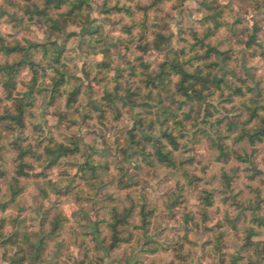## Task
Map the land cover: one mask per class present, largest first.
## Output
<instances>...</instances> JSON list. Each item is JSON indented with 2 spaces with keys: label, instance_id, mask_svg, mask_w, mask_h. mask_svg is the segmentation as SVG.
I'll list each match as a JSON object with an SVG mask.
<instances>
[{
  "label": "rangeland",
  "instance_id": "374dc122",
  "mask_svg": "<svg viewBox=\"0 0 264 264\" xmlns=\"http://www.w3.org/2000/svg\"><path fill=\"white\" fill-rule=\"evenodd\" d=\"M86 1L91 7L83 15L89 12V18L68 23L62 34L27 13L28 3L0 0V34L23 45L58 41L64 50L57 67L69 78L63 94L54 96L53 78L58 75L41 70L38 87L29 96L28 67L20 70L15 88H7L0 75V173H5L0 177V218H7L5 233H19L15 241L23 248L16 257L17 248L7 249L0 240V264H22L13 263L14 256L25 257L23 264H233L237 253L240 264H264L260 251L242 248L250 227L261 234L254 240L264 241V227L253 215L258 206L255 215L264 220V141L235 142L229 131L249 117V88H258L264 105V0H168L146 17L143 8L152 0ZM115 5L129 11L107 14ZM90 23L96 32L92 38L84 30ZM209 28L213 35L205 43L223 55L212 60L199 56L187 68L212 70L223 81L225 95L208 85L203 102L190 101L177 89L179 78L169 67L164 85L156 77L165 61L193 57V44ZM158 35L167 40L163 51L153 46ZM50 47L46 67L54 65L50 58L55 46ZM203 53L199 48L198 54ZM42 58L40 49L34 60ZM4 61L0 55V64ZM103 61L108 67L98 65ZM211 62L212 69L207 66ZM105 87L122 99L110 104ZM77 88L81 94L70 108L67 102ZM238 88L246 96H236ZM29 97L33 106L23 117L16 110ZM93 102L102 106V114ZM8 112L16 113V120L7 119ZM166 128L179 141L177 169L161 165L146 140L161 137ZM51 141L68 146L78 141L82 153L60 159L50 170L29 158L32 167L26 171L32 176L15 182L17 144L40 155ZM215 141L228 146V161L219 160ZM89 155L102 167L96 174L82 170ZM9 186L25 191L15 203L10 202ZM207 195L213 203L209 208ZM113 207L120 213L133 209L130 224L121 228L124 235L132 234V241L107 251V230L102 226L98 232L96 221ZM142 207L150 214L145 230L136 228L142 225ZM58 217L63 226L53 234Z\"/></svg>",
  "mask_w": 264,
  "mask_h": 264
},
{
  "label": "trees",
  "instance_id": "16d2710c",
  "mask_svg": "<svg viewBox=\"0 0 264 264\" xmlns=\"http://www.w3.org/2000/svg\"><path fill=\"white\" fill-rule=\"evenodd\" d=\"M25 3H28V10L27 13L31 14L33 17L37 16L44 20L50 28L57 32H61L62 34L66 33L65 26L68 23L72 22L78 24V20L83 21L86 18H89V12L87 15H83L84 10L87 7H91V4L86 0H21ZM168 0H152L149 4L144 6V13L145 17L149 15V12L152 8L163 4ZM125 12L129 11V9L125 6L115 5L113 8L108 9L107 14L111 12ZM133 13H131L132 15ZM216 23V22H215ZM80 24V23H79ZM216 26L218 24L216 23ZM85 34L89 35L91 38L95 35V29L92 27L91 23L88 27L84 28ZM145 33V32H144ZM142 32L141 39L145 38ZM75 34V33H74ZM67 39H69L72 35L66 34ZM213 35V29H208L205 33L204 39H198L193 44L192 49L195 55L187 60H184L180 63L179 61L173 60L171 62L165 61L160 66V73L156 77L160 83V85H164L166 80L164 78V74H166L165 69L169 67L173 72L172 75H177L179 80L176 83L177 89L180 92L185 93V97L188 98L190 101H200L203 102L206 97L203 96V91L209 90L210 87L208 85H213L215 90H219L221 95H225V85H223V81L217 79V76L213 74L212 70L208 73H205L202 67H198L194 71H190L187 66L193 64L195 58L201 56L204 59H211L213 56L221 57L223 53L217 51L214 47L210 44H206L205 40ZM164 41L165 38L162 35H158L157 39H154L153 46L156 50L163 51L164 49ZM58 41L51 42V44L47 43H36L33 41H27L26 44H22L18 41L9 42L7 39L0 34V55L5 59L4 63L0 64V75L5 77V86L7 88H15L16 83L15 80L22 68L28 67V69L32 73V78L30 83L28 84V90L30 94L29 96L36 91L40 78L39 73L41 70L47 71L48 69H52L55 72L57 77L53 78V89L51 94L54 96L62 95L63 88L68 86L69 78L68 74L66 73L65 69H59L57 67L58 62L60 61L61 54L64 50L63 46L57 43ZM199 44V45H198ZM201 44V46H200ZM50 45H54L55 49L53 57H51V61L54 62V65L45 66L44 60L49 59L50 55ZM50 48V49H49ZM151 46H147L143 48V51L148 50ZM204 50L203 55L198 54V50ZM40 49L43 51V58L40 62L34 60L35 52H38ZM195 49H197L195 51ZM10 59L12 60L10 62ZM213 62V61H212ZM209 63L207 66L212 69L215 64ZM99 66L104 65L108 67V63L103 61L102 63L98 64ZM219 66V65H216ZM97 67V65H96ZM229 88V87H228ZM118 88H116L117 90ZM12 90V89H9ZM232 90V89H230ZM251 95V100L253 101L252 105H249L247 108L249 109V117L248 119L242 123L243 125H232L229 129L230 132L235 134V142H241L244 140H249L251 144H255L257 141H264V105L260 104V99L262 98V93L258 91V88H249L248 89ZM236 96H246V92L243 91V88H238L237 90L233 91ZM81 91L80 88L74 89V91L70 94V98L67 102L68 106L72 108L74 104L77 102L78 96H80ZM104 98L105 100L109 101L112 104L113 100L116 98H120L116 93L110 91L107 87L104 89ZM231 98L230 96L228 97ZM29 102L24 108L19 107L16 112H22V116L24 117L26 111L33 106L34 99L33 97H29ZM0 99V103H1ZM18 103L15 104V108H17ZM93 106L97 111L101 114L104 112L102 106L98 105L97 103L93 102ZM16 113H7V119L12 121L16 120ZM254 125L251 126V124ZM182 126V123L180 122ZM24 127V126H23ZM13 130V128L11 129ZM14 131V130H13ZM147 141L153 144V148L155 150L154 155L156 156L158 162L170 169H177L179 167V163H177L174 153L180 149L179 141L177 137L174 135L172 131L166 128L161 137H153L148 136L146 138ZM162 140H166L167 144H165ZM51 145L45 148L44 154L35 155L32 152L31 147L23 148L21 145L17 144V151L18 155L15 159L16 166V173L14 181L18 182L21 178H30L32 175L30 172H27V168H31L32 166L27 163L29 158L35 159L38 163H42L44 169L50 170L55 165H57L60 159L68 158L72 156H77L82 153L81 146L78 141H74L70 146L57 143L55 141H51ZM215 146L219 151V160L220 161H228L230 157L229 148L228 146L223 143L222 141H215ZM171 149H169V147ZM238 160L244 161L241 156L237 155ZM101 165L96 164L93 156L89 155L84 163V168L82 169L83 172L86 170L91 171L93 174H96L99 171ZM42 174V173H40ZM5 173H0V177H4ZM39 175V174H38ZM37 175V176H38ZM40 176V175H39ZM10 195V202L15 203L17 202L18 198L24 194L23 187H16L9 186ZM204 200L206 201V208L212 207V198L211 195L205 196ZM258 206L254 207L253 215L254 221L258 222V225L264 227V220L260 219L255 215ZM133 209H125L123 213H120L117 208L113 207V209H109L108 216L103 217L101 220L96 221V228L97 231H102V226H104L107 230V235L104 237L103 247L107 251H114L116 249L121 248L124 244H129L132 241V234L124 235L122 231V227L127 226L130 224L129 220L132 217ZM141 222L142 225L136 227L138 229L145 230L148 226V217L150 216L149 213L146 212L145 207L141 208ZM203 218L208 220L207 213L204 214ZM186 223L188 222V215H185ZM192 219V217H191ZM5 224H8L7 218L2 217L0 218V240L2 241V245L9 248H17L16 249V257L20 250H23L21 246L17 244L15 241L17 237H19V233H5L4 227ZM16 221L14 222V226H16ZM63 226V219L58 217L54 224L52 225V233L56 234L58 230H61ZM246 237L243 239L244 243L242 245L243 249L250 250L251 252L255 253L260 251L264 256V241H255L254 238L260 236L261 234L255 230V227H250L245 232ZM22 240L25 243L29 242L30 239L27 235L22 237ZM216 249L215 251H218ZM146 252H150L151 254H155L158 250L152 249H145ZM12 259L13 263H22L25 261V257L20 259ZM241 260L239 258V254L237 253L233 264H240Z\"/></svg>",
  "mask_w": 264,
  "mask_h": 264
}]
</instances>
